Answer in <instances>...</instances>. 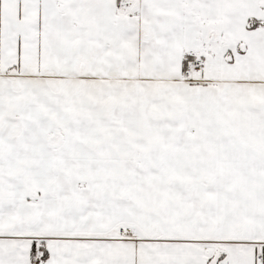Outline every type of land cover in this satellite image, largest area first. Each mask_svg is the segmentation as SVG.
<instances>
[{"label": "snow or ice", "instance_id": "snow-or-ice-1", "mask_svg": "<svg viewBox=\"0 0 264 264\" xmlns=\"http://www.w3.org/2000/svg\"><path fill=\"white\" fill-rule=\"evenodd\" d=\"M0 264H264V0H0Z\"/></svg>", "mask_w": 264, "mask_h": 264}]
</instances>
